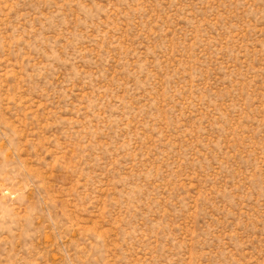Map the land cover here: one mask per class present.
I'll use <instances>...</instances> for the list:
<instances>
[{
	"label": "rangeland",
	"instance_id": "rangeland-1",
	"mask_svg": "<svg viewBox=\"0 0 264 264\" xmlns=\"http://www.w3.org/2000/svg\"><path fill=\"white\" fill-rule=\"evenodd\" d=\"M0 264H264V0H0Z\"/></svg>",
	"mask_w": 264,
	"mask_h": 264
}]
</instances>
